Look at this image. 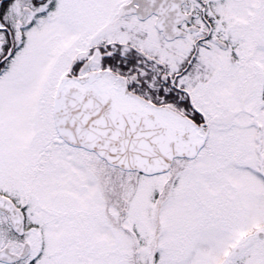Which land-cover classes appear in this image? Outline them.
<instances>
[{
    "label": "snow or ice",
    "instance_id": "snow-or-ice-1",
    "mask_svg": "<svg viewBox=\"0 0 264 264\" xmlns=\"http://www.w3.org/2000/svg\"><path fill=\"white\" fill-rule=\"evenodd\" d=\"M0 264H264V0H0Z\"/></svg>",
    "mask_w": 264,
    "mask_h": 264
}]
</instances>
